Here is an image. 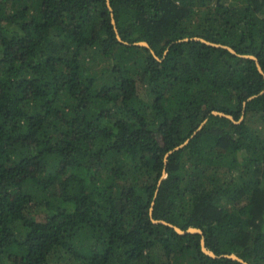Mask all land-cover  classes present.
I'll return each instance as SVG.
<instances>
[{
  "label": "trees",
  "instance_id": "16d2710c",
  "mask_svg": "<svg viewBox=\"0 0 264 264\" xmlns=\"http://www.w3.org/2000/svg\"><path fill=\"white\" fill-rule=\"evenodd\" d=\"M109 1L0 0V264H264V0Z\"/></svg>",
  "mask_w": 264,
  "mask_h": 264
},
{
  "label": "water",
  "instance_id": "95a60500",
  "mask_svg": "<svg viewBox=\"0 0 264 264\" xmlns=\"http://www.w3.org/2000/svg\"><path fill=\"white\" fill-rule=\"evenodd\" d=\"M108 6H109L110 10L112 11V7H111V5H110V1H109V0H108ZM112 17H113V15H112ZM113 24H114V26H116V22H115L114 19H113ZM194 39L197 40V41H200V42H202V43H204V44H207V45H209V46L222 47V48H224V49L230 51L232 54L238 55L237 52H236L234 49H232L231 47L223 46V45L213 44V43H210V42L206 41L205 39H201V38H194ZM118 40H119V41H122L119 35H118ZM183 41H188V39H185V40H183ZM136 45H137V46H140V47H145V48L150 49L149 44L146 43V42H139V43H136ZM152 52H153V54L155 55L154 51H152ZM241 57H242V58H245V59H253V60H255L256 63H257V67H258L259 72L264 76V70H263V68L261 67V65H260V63H259V61H258V59H257L256 57H254V56H250V55H245V56H241ZM156 58H158V57H156ZM252 99H254V97L250 98V100H252ZM213 114H214V115H221V116H224V117H226V118H228V119H230V120L236 122L235 119H234V117L231 116V115H226V114L218 113V112H213ZM241 120H243V118H242ZM206 122H207V120L201 125V127L195 132V134L198 133V132L202 129V127L204 126V124H205ZM236 123H237V122H236ZM189 142H190V139L187 140L184 144H182V145H180L179 147L175 148L174 150L170 151V152L167 154L166 158H168V156H170V155H171L172 153H174L175 151H178V150L184 148ZM164 173H165V171H164ZM162 179H163V178H162ZM162 179H161V181H162ZM161 181H160V182H161ZM154 204H155V203L153 202L152 207H151V209H150V215H151V217L153 216ZM153 222H154L155 224H162V225H165V226L171 227V228H173V229H174L179 235L198 234V235H202V236H203V232H202V230H200V229L189 228V229H187L186 231H184V230L180 229L179 227L174 226V225H172V224H170V223H168V222H165V221H161V220L157 221V220H154V219H153ZM201 250H202V252H203L205 255H207V256H209V257H211V258H213V259L229 258V259H232V260H234V261H238V262L241 263V264H248L247 262H245L244 260L240 259L238 256H236V255H234V254H233V255L217 256L213 251H211V250H209V249L207 248V246H206V241H205V238H204V237L201 239Z\"/></svg>",
  "mask_w": 264,
  "mask_h": 264
}]
</instances>
